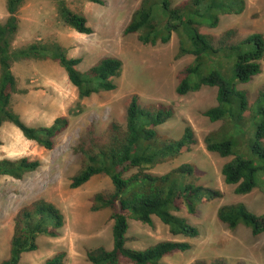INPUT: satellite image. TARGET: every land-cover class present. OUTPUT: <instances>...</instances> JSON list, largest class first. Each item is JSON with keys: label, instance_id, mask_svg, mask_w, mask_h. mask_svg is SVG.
Segmentation results:
<instances>
[{"label": "trees", "instance_id": "1", "mask_svg": "<svg viewBox=\"0 0 264 264\" xmlns=\"http://www.w3.org/2000/svg\"><path fill=\"white\" fill-rule=\"evenodd\" d=\"M27 0H6L8 16L0 21V128L12 123L29 140L46 149H53L56 138L68 127L69 117L60 115L50 125L27 124L13 108L14 95L22 92L13 70L16 63L52 60L64 70L77 88L78 100L71 110H81L82 100L93 93L117 88L123 62L115 56H104L81 71V57H71L55 40L43 38L15 46L20 27L19 12ZM58 17L66 26L82 34L94 28L87 16L70 7L68 0H55ZM104 3V0H89ZM246 0H141L132 13L125 33L135 34L143 44L168 43L175 34L179 38L176 58L192 54L194 60L177 73L176 92L184 96L204 86L216 87V104L204 111L211 121L221 126L204 136L208 151L222 157L232 156L222 166L226 184L235 186L236 194L250 193L264 184V89L251 102L240 84L250 82L264 66V34L251 33L241 37L236 28L228 29L218 38L202 28L218 27L222 15H238L245 11ZM178 102L152 106L133 93L127 104L126 125H111L104 138L93 137L83 149L82 168L71 178L70 187L78 188L92 177L109 176L113 190L97 192L92 197V210L108 208L113 222V246H99L87 253L91 264H166L164 258L193 248L188 240H163L144 248L126 245L130 219L153 225L154 216L169 226L173 235L196 238L201 229L178 214L185 210L198 216L200 205L210 197L221 195L200 182L194 163L186 162L164 173L152 168L181 156L184 149L197 143L193 126L187 124L179 138H169L159 126L174 116ZM42 165L29 156L0 158V174L22 179ZM261 177V179L259 178ZM218 219L229 228L240 224L254 235L264 232V212H251L243 202L223 204ZM65 224L63 212L53 202L36 199L23 206L14 218L9 257L1 264H19L24 252L38 249V237H56ZM264 248V245H263ZM66 251L49 257L45 264H64ZM197 264H204L198 262ZM213 264H228L216 258Z\"/></svg>", "mask_w": 264, "mask_h": 264}, {"label": "rangeland", "instance_id": "2", "mask_svg": "<svg viewBox=\"0 0 264 264\" xmlns=\"http://www.w3.org/2000/svg\"><path fill=\"white\" fill-rule=\"evenodd\" d=\"M187 0H174L180 4ZM141 0H68L70 7L84 13L94 28L91 34H82L66 26L58 17L55 0H27L19 12L20 27L14 40L22 46L35 39L58 41L71 57H81V71H86L104 56L122 60L117 88L93 93L82 100L81 110H71L78 100V91L65 70L52 60H32L16 63L13 70L22 92L15 94L13 108L32 126L50 125L60 115L69 117L68 127L56 138L53 149H46L27 139L10 122L0 128V158L29 156L39 159L42 165L27 173L22 179L0 174V264L10 254L14 218L23 206L36 199L53 202L65 216L59 235H40L39 247L24 252L19 264H45L59 251H66L64 264H91L87 253L99 246H113L112 220L108 208L92 210V197L97 192L109 193L113 184L109 176L100 174L87 183L71 188V178L82 168L83 149L91 138H104L111 125H126L129 98L137 93L147 105L159 106L178 102L174 116L159 126L163 135L179 138L187 124L193 126L197 143L184 149L181 156L152 168L164 173L179 165L191 162L196 166L200 182L216 189L221 195L210 197L200 205L201 212L193 216L185 210L178 214L197 224L201 233L196 238L173 235L169 226L154 216L153 225L130 219L126 245L144 249L158 241L188 240L193 248L186 252L165 257L166 264H213L222 258L228 264H264V232L254 235L251 229L240 224L229 228L217 217L223 204L243 202L251 212H264V184L250 193L236 194L235 186L226 184L221 169L232 156L222 157L210 152L204 136L221 126V121H211L204 111L216 104L217 88L204 86L199 91L180 96L176 92L177 73L194 60L192 54L176 58L180 41L173 35L168 43L143 44L135 34L125 33L132 13ZM8 16L6 0H0V21ZM236 28L241 37L254 32L264 34V0H246V9L238 15H222L218 27L204 26L217 38L228 29ZM240 87L253 102L264 89V66L260 74ZM261 179V177H259Z\"/></svg>", "mask_w": 264, "mask_h": 264}]
</instances>
